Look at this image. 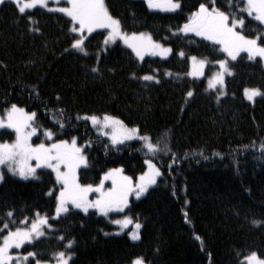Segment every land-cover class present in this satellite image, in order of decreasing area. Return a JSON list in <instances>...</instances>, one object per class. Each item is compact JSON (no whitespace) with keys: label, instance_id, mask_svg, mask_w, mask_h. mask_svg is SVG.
<instances>
[{"label":"trees","instance_id":"16d2710c","mask_svg":"<svg viewBox=\"0 0 264 264\" xmlns=\"http://www.w3.org/2000/svg\"><path fill=\"white\" fill-rule=\"evenodd\" d=\"M202 2L180 0L181 9L167 13L151 11L143 0H105L124 31L150 33L173 50L165 59L142 61L119 42L105 46V30L86 36L84 55L70 48L77 34L69 31L64 14L41 7L20 14L12 1L0 4V114L13 103L35 112L39 136L33 144L76 138L87 158L78 170L82 185L96 186L116 168L136 179L146 159L162 173L122 213L102 216L70 208L53 219L60 189L53 173L42 168L34 179L24 180L2 166L0 228L9 211L13 230L24 227L26 218L29 225L37 212L53 225L45 226V236L23 245L20 254L36 252L42 262L54 263V253L66 251L73 240L70 264H132L137 257L146 264H243L251 252L264 259V95L252 103L243 96L246 88L264 93V67L260 59L240 54L230 61L233 74L225 78V95L207 88L224 53L194 35H173ZM216 6L228 11L227 0H217ZM245 18V35L264 32V25L246 13ZM192 56L207 61L201 79L187 75ZM93 67L99 71L92 72ZM146 74L159 82L142 80ZM104 114L137 127L140 135L159 141L161 149L167 144L170 151L153 156L139 140L113 146L81 120ZM45 129L55 133L52 140L42 139ZM14 140L12 130L0 128V142ZM123 216L141 224L137 242L113 234L111 221Z\"/></svg>","mask_w":264,"mask_h":264},{"label":"snow or ice","instance_id":"6c2138e0","mask_svg":"<svg viewBox=\"0 0 264 264\" xmlns=\"http://www.w3.org/2000/svg\"><path fill=\"white\" fill-rule=\"evenodd\" d=\"M50 0H13L20 14H25L26 10L34 9L37 6L47 9L49 12H59L70 18L71 27L69 31L77 34L70 45L71 49L87 55L85 49V33L91 34L97 29L106 30L104 36V45L115 43L117 40L131 49L139 60H143L145 55L167 57L172 53L171 47L153 39L150 33L132 32L127 33L123 30L120 19L114 17L108 10L105 0H63L67 6L49 7ZM55 5H59L62 0H51ZM5 0H0L4 4ZM150 10H159L174 12L181 9L180 0H145ZM217 0H205L199 4L195 11H192L187 21L173 32L189 34L192 33L197 37L219 45L220 51L226 54L225 59L217 60L219 71L215 73L208 81V87L217 89L219 95H224L225 76L232 75L233 71L230 61H236L241 52H246L250 60L254 58L264 59V32H258L255 37H249L244 34L243 29L246 25V18L251 17L264 25V0H227L228 11L221 10L216 6ZM31 19V17H29ZM39 31V28L34 29ZM67 51V50H66ZM179 56L183 57L185 53L180 51ZM193 71L188 73L191 76L202 75V69L207 63L206 59L198 60L197 57H190ZM92 72H98L99 68L93 67ZM133 76L135 74L133 73ZM144 81H153L157 83L158 79L154 75H144L141 77ZM244 95L249 101L255 97L264 95L258 88H246ZM187 97H192L193 92L188 91ZM59 99V97H57ZM62 111V110H61ZM35 112H27L24 108L13 103L5 110L3 116H0V128L12 129L15 132V140L12 142H0V166H6L8 171L21 178L27 179L34 177L38 168L52 169L56 174V181L61 185L58 196H56L55 216L53 219H59L61 214H67L70 211L69 205L75 209H80L85 214L90 209H95L98 213L108 216L112 211L123 212L129 204V195L135 194L140 198L148 191L151 185L156 184L157 177L162 173L153 163L152 159H146L145 164L148 170L144 172L137 183H133L132 178L121 175L122 169L116 168L106 172L95 188L93 185H82L77 179V169L81 165H87V158L82 148L77 145L76 138L69 143L66 140H58L51 144L43 142L39 144L31 143V138L37 134L38 127L35 125ZM79 118V117H78ZM85 120L91 121L92 125L104 136H109L113 146L122 144L126 140L138 138L143 141L142 148L147 149V153L153 156L164 149L159 146V141L153 143L152 138L145 134L139 135L137 127L129 128L124 122L114 116L104 114L102 117L97 115H86ZM61 128L64 127L62 122H58ZM47 139L52 140L55 133L52 130L45 129L44 133ZM264 149V145H261ZM146 153V154H147ZM32 161H35L33 165ZM3 180V173H0V181ZM111 180L112 187L104 190V181ZM99 193L95 200H89L88 194L91 192ZM52 195V192L49 193ZM13 212L9 211L7 216L9 221L3 222L0 228V264H31L29 258H35V264H48L36 258V252H28L26 255L13 254V249H20L26 242L31 243L34 239L46 235L45 226L52 228L47 215L41 216L39 212L35 214L30 226L27 224V218L24 227L10 228ZM126 228L133 223L131 217L124 216L122 219L111 221ZM259 224V221H253ZM141 224L135 222L136 231L130 232L132 240L140 239L139 229ZM6 230V234H2ZM199 239V237H197ZM60 240H64L61 236ZM73 240H68L65 245L66 251L54 253L56 264H70L73 253L71 248ZM247 264H264L256 252H251L244 258ZM132 264H146L142 257H137Z\"/></svg>","mask_w":264,"mask_h":264},{"label":"rangeland","instance_id":"374dc122","mask_svg":"<svg viewBox=\"0 0 264 264\" xmlns=\"http://www.w3.org/2000/svg\"><path fill=\"white\" fill-rule=\"evenodd\" d=\"M5 1H12L13 2V0H5ZM144 2H145V0H143ZM56 6H60V7H63V6H67L66 5V3L65 2H63V0H62V2L59 4V5H55L54 3H52L51 2V0H50V2H49V7H56ZM37 7H39V6H37ZM30 10H32V9H30ZM30 10H26V11H30ZM47 10V9H46ZM151 11H158V12H166V11H159V10H151ZM59 13V12H58ZM168 13V12H167ZM61 14H63V13H61ZM65 15V14H64ZM66 16V15H65ZM69 18V17H68ZM97 30H104V29H97ZM97 30H95V31H97ZM94 31V32H95ZM105 32H106V30H105ZM107 34V32L105 33V35ZM177 34H182V35H194V34H192V33H189V34H184V33H177ZM89 34L88 33H85V36H88ZM195 36V35H194ZM197 37V36H196ZM198 38H202V37H198ZM203 39V38H202ZM205 40V39H204ZM206 41H208V40H206ZM116 42H119L121 45H123L124 47H126L127 49H129L130 51H131V49L130 48H128L124 43H123V41H121V40H117ZM115 42V43H116ZM208 42H211V41H208ZM211 43H213V42H211ZM112 44H114V43H112ZM112 44H109V45H107V46H110V45H112ZM219 46V45H218ZM166 47H168V46H166ZM219 49H220V47H219ZM132 52V51H131ZM133 53V52H132ZM134 54V53H133ZM171 54V53H170ZM170 54L167 56V57H169L170 56ZM240 54H246L247 55V53L246 52H241ZM135 55V54H134ZM225 55V58H226V54H224ZM248 56V55H247ZM145 57H156V58H160V59H165V58H167V57H161V56H159V55H156V56H152V55H145ZM224 58V59H225ZM258 59H260V61H261V63H262V65H263V67H264V59H261V58H259V57H257ZM198 60H201L200 58H197ZM188 60H189V71H188V73H190L191 71H193V67H192V61H191V59L190 58H188ZM229 61H231L230 60V58H229ZM206 65H207V63L205 64V66H204V68L202 69V72H203V74L202 75H199V76H191V75H188L189 77H191V78H196V79H201V78H203V76H204V71H205V68H206ZM216 65H217V69H216V71L206 80V85H207V88L209 89V90H213V91H217V89H219L220 88V86L219 85H217V88L216 89H212V88H209L208 87V81H209V79L215 74V73H217L218 71H219V65L216 63ZM227 76H229V75H226L225 76V78L227 77ZM248 89H251V88H248ZM218 92V91H217ZM223 92H224V95H225V87L223 88ZM219 94V93H218ZM224 95H219L220 97H222V96H224ZM243 96H244V98L246 99V101H248V102H250V103H252L254 100H255V98H254V100L253 101H249V100H247V98L245 97V95H244V92H243ZM5 113V112H4ZM4 114H0V116H3ZM83 117H85V116H82L81 117V120H84V121H87L89 124H90V126L93 128V130L95 131V134H97V135H100V136H102V137H105L106 139H108V141L111 143V139H110V137L109 136H104L103 134H101L99 131H98V129L96 128V127H94L93 125H92V123H91V121H89V120H85ZM102 117V116H101ZM129 128H132V127H129ZM5 129H7V128H5ZM9 130H12V129H9ZM13 132H14V130H12ZM15 133V132H14ZM44 133V132H43ZM140 135V134H139ZM39 136V133H38V131H37V134L36 135H34L32 138H31V143H33V139H35L36 137H38ZM140 136H142V135H140ZM42 139L43 140H49V139H47V137H45V135L43 134V137H42ZM134 140H139V141H141V143L143 144V141L142 140H140V139H138V138H133V139H131V140H126V141H124V143L125 142H130V141H134ZM70 143V142H69ZM112 144V143H111ZM117 145H119V144H117ZM32 163H33V165L35 164V161H32ZM85 165H81L78 169H77V178H78V170L81 168V167H84ZM1 167L2 166H0V173H2L1 172ZM38 169H42V168H38ZM37 169V170H38ZM43 169H48V170H50L52 173H53V175H54V178H55V182H56V184H57V186L59 187V188H61V185L59 184V183H57V181H56V174H55V172H53L52 171V169H49V168H43ZM36 170V171H37ZM148 170V166H147V164H145V171L144 172H146ZM108 172V171H107ZM143 172V173H144ZM142 173V174H143ZM105 174V173H104ZM104 174L102 175V177H101V179L103 178V176H104ZM141 174V175H142ZM121 175H123V176H126L125 174H123V172L121 173ZM141 175H139L136 179H132V181H133V183L135 184V183H137L138 182V180H139V177L141 176ZM19 176V175H18ZM20 177V176H19ZM36 177V175L34 176V177H28L27 179H24V178H22V179H24V180H28V179H34ZM21 178V177H20ZM157 179H158V177H157ZM101 181V180H100ZM0 183H1V181H0ZM100 184V182L97 184V185H99ZM96 185V186H97ZM156 184H154V185H151L149 188H148V190L150 189V188H152V187H154ZM96 186H93L94 188L96 187ZM112 187V182H111V180H105L104 181V190H107V189H109V188H111ZM60 190V189H59ZM58 194H59V192H58ZM58 194H57V196H58ZM146 193H144L140 198H142L144 195H145ZM99 195V193H96V192H91V193H89L88 194V198H89V200H95L96 198H97V196ZM131 198H133L134 200H138V199H140V198H137L136 196H135V194L133 193V194H130L129 195V200L131 199ZM69 208H73L71 205H69ZM74 210H78V211H80V212H82V213H84L83 211H81L80 209H75V208H73ZM126 209V208H125ZM124 209V210H125ZM90 211H92V212H95V213H97L98 215H102V216H104L103 214H100V213H98L95 209H90L89 210V212ZM112 213H122V212H117V211H112V212H110L109 214H112ZM108 214V215H109ZM62 215V214H61ZM54 216H55V214H54ZM124 217V216H123ZM123 217H120V218H117V219H122ZM135 222L136 221H133V223L132 224H130V225H128L126 228H121V226L120 225H117V224H114L113 223V225L115 226V231L113 232V234H115V235H122V234H127V236H128V238L131 240V241H133V242H137L138 240H132L131 239V237L129 236V233L130 232H133V231H136V229H135ZM31 224V223H30ZM30 224H29V226H30ZM139 231V235H140V229L138 230ZM37 239V238H36ZM35 240V239H34ZM33 240V241H34ZM26 243H28V242H26ZM25 243V244H26ZM22 248V247H21ZM20 248V249H21ZM20 249H13L12 250V252H13V254H20L18 251L20 250ZM21 255H26V254H21ZM248 256V255H247ZM246 257V256H245ZM244 257V258H245ZM244 258L242 259V263L243 264H247V262L244 260ZM48 264H56V261L54 262V263H48Z\"/></svg>","mask_w":264,"mask_h":264}]
</instances>
